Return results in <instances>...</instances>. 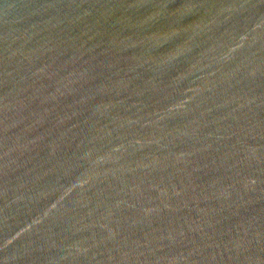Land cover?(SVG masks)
I'll list each match as a JSON object with an SVG mask.
<instances>
[{"label":"water","instance_id":"obj_1","mask_svg":"<svg viewBox=\"0 0 264 264\" xmlns=\"http://www.w3.org/2000/svg\"><path fill=\"white\" fill-rule=\"evenodd\" d=\"M0 264H264V0H0Z\"/></svg>","mask_w":264,"mask_h":264}]
</instances>
